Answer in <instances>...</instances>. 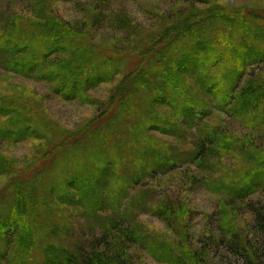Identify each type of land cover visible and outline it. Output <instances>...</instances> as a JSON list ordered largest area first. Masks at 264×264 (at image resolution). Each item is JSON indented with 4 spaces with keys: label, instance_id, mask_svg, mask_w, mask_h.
Masks as SVG:
<instances>
[{
    "label": "rangeland",
    "instance_id": "374dc122",
    "mask_svg": "<svg viewBox=\"0 0 264 264\" xmlns=\"http://www.w3.org/2000/svg\"><path fill=\"white\" fill-rule=\"evenodd\" d=\"M211 9L264 15V0H0V41L9 39L10 31L20 23L41 22L39 16L47 13L57 15L62 22L84 32L110 52L132 55L173 21ZM252 46L264 49L260 43ZM122 74L90 89L83 97L66 99L53 91L49 81L0 67V101H16L32 112L35 122L56 127L58 133L52 134L61 137V133L77 132L91 122L97 125L96 122L106 121L112 94ZM259 77L264 80V63L248 66L237 92L247 81ZM212 80L218 82L222 78L215 75ZM187 83L191 84L194 97L203 102L192 114V117H203L202 121L197 117L189 122L181 114L177 117L167 104H158L160 116L179 123V131L176 135L158 130L148 132L152 147L178 156L168 159L169 163H176L174 166L148 165L149 175H144L140 171L143 167L141 146L125 145L128 127L133 120L141 122L143 107L138 108L140 119L125 115L130 125L124 124L126 118L113 122V128L123 130L117 126L123 122L127 129L118 139L112 137L106 143V137L100 141L96 136L87 140L88 149H77L75 157L70 153L55 159L53 166L58 165V169L72 168L79 173L81 166L77 164L83 166L87 161L75 160L77 155L85 157V151L86 158L94 160V151L106 143L111 157L125 156L120 168L126 174L123 176L119 168L122 185L102 197L109 206L95 215L77 205H61L66 219H57L67 228L60 231L62 239L57 241L60 239L75 254L84 250L90 257L105 255L101 262L94 258V264H184L176 260L179 257L186 264H250L232 246L239 240L243 253L249 254L253 264H264V183L241 196L236 191L249 184L255 172L264 171V123L257 113L226 112L217 106L218 98H212V92L222 90L225 82L218 84L217 91L212 89L207 94L192 77L187 76ZM167 89L177 94L175 89ZM180 97L181 101L186 100ZM223 97L226 100L227 95ZM16 115L12 112L0 117V130L7 129L4 125ZM142 133L140 130V138L144 137ZM207 133L219 135L226 144L216 145L201 162L187 158V152L198 150L200 137ZM47 152L48 142L41 137L14 141L0 136V193L18 176L29 179L38 163L47 159ZM148 161L150 158L144 159L145 164ZM128 182L131 185L125 190L123 187ZM232 182L236 183L234 190L229 187ZM4 199L9 201L7 197ZM122 220L137 227V240L121 235L125 227L116 224ZM108 227L110 231L106 232Z\"/></svg>",
    "mask_w": 264,
    "mask_h": 264
},
{
    "label": "trees",
    "instance_id": "16d2710c",
    "mask_svg": "<svg viewBox=\"0 0 264 264\" xmlns=\"http://www.w3.org/2000/svg\"><path fill=\"white\" fill-rule=\"evenodd\" d=\"M39 18L41 22L20 23L10 31L9 39L0 41V67L49 81L53 91L66 99L83 97L90 89L111 81L121 72L123 77L112 94L111 108L104 123L98 124L102 122L99 121L94 125L91 122L74 133L59 131L61 137L52 134L58 133L56 127L35 122L32 112L16 101H0V117L17 113L4 125L7 129L0 130L2 138L18 141L41 137L48 142L47 159L38 163L29 179L18 176L0 193V264H94V258L101 262L105 255L90 257L84 250L75 254L60 239L57 241L62 239L60 231L67 228H63L65 225L57 218L66 219L61 205H77L92 215L109 206L103 200L108 192L114 193L122 185L118 170L122 168L125 156L111 157L106 143H110L112 137L116 139L121 132L124 135L125 125L129 124L127 113L140 119L142 115L138 110L142 107L145 110L141 122L132 121L124 140L128 147L141 146L143 167L140 171L144 175H149L148 165L153 168L161 167L163 163L174 166L176 163H169L168 159L178 158L174 153L152 147L148 139L151 130L175 135L179 131L177 126L180 124L169 122L165 116L162 118L157 105L167 104L177 117L181 114L189 122L198 117H192V114L203 102L194 97L187 76L195 79L206 94L212 89L217 91L218 84L225 82L222 90L212 92V98H218L217 106L226 112L257 113L260 122L264 123V80L261 77L250 79L237 92L245 69L264 63V49L252 46L264 45V15L253 11L228 12L226 9L191 13L173 21L132 55L108 51L55 14L46 13ZM215 75L222 80H212ZM168 87L175 89L177 94L171 93ZM224 94L226 100H223ZM180 96L186 100L181 101ZM119 118H126L124 126L123 122L117 125L124 131L113 128V122L118 123ZM202 118L198 117L201 121ZM140 130L144 132L143 138H140ZM96 136L100 141L106 137V143L94 151L92 163L91 158H86L87 152L84 151L85 157L77 155L75 160L87 161L83 166L77 164L81 166L79 173L73 172L72 168L63 170L58 169V165L53 166L55 159L62 155L71 153V157H75L77 149H88L87 140ZM225 144L226 140L219 135L202 134L197 144L199 149L187 152V158L201 162L217 148L216 145ZM145 158H150V162L145 164ZM121 168L120 173L125 176ZM232 183L229 187L234 190L236 183ZM263 183L264 171L255 172L249 184L236 190L237 194L241 196ZM130 185L128 182L123 188L127 190ZM6 197L9 201L4 199ZM118 225L125 227L122 236L126 235L130 240L139 238L137 227H131L127 221H120ZM262 226L264 229V221ZM109 231L108 227L106 232ZM232 246L253 264L249 254L243 253L239 240ZM177 259L186 264L183 258Z\"/></svg>",
    "mask_w": 264,
    "mask_h": 264
}]
</instances>
